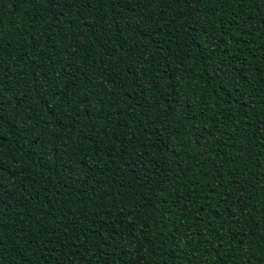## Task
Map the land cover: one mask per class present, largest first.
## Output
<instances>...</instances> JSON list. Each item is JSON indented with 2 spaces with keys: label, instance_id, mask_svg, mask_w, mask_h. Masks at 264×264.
<instances>
[{
  "label": "trees",
  "instance_id": "16d2710c",
  "mask_svg": "<svg viewBox=\"0 0 264 264\" xmlns=\"http://www.w3.org/2000/svg\"><path fill=\"white\" fill-rule=\"evenodd\" d=\"M0 264H264V0H0Z\"/></svg>",
  "mask_w": 264,
  "mask_h": 264
}]
</instances>
